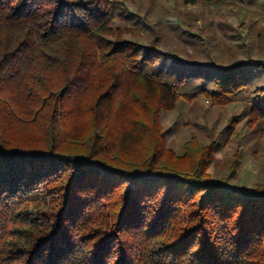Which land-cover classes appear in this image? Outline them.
<instances>
[{
	"label": "trees",
	"instance_id": "obj_1",
	"mask_svg": "<svg viewBox=\"0 0 264 264\" xmlns=\"http://www.w3.org/2000/svg\"><path fill=\"white\" fill-rule=\"evenodd\" d=\"M242 5L205 45L142 3L0 0V264H264V184L214 180L221 140L204 123L178 130L179 150L178 123L164 127L195 83L225 106L264 76V16ZM253 90L256 126L264 87Z\"/></svg>",
	"mask_w": 264,
	"mask_h": 264
},
{
	"label": "rangeland",
	"instance_id": "obj_2",
	"mask_svg": "<svg viewBox=\"0 0 264 264\" xmlns=\"http://www.w3.org/2000/svg\"><path fill=\"white\" fill-rule=\"evenodd\" d=\"M128 1L131 3H142L145 6H150L153 11L159 14L161 13L156 19L160 22L161 20L164 21L165 18L168 19V17L173 16L171 21H177L179 18L181 21L189 23V25H191V36L195 38L200 35V39L205 45L208 41H211L209 40L210 37H214L213 34L220 36V32H218L217 25L215 24L220 20L225 21V14L232 15L228 13L231 7L243 4V7L239 8L241 11H252L254 15L259 18H261V15L264 16V3H253V0H218L219 4L224 3V5H227L229 8L224 13L220 12V7L216 9L214 6L185 8L182 4V0ZM182 11L183 15L179 16ZM261 22V24H264V20H261ZM164 26L162 25L161 30L165 36L164 40L170 45L167 47L177 48L179 56L184 57L181 47L178 44L175 45L180 39L171 32L170 27L167 28ZM198 30H201V32ZM239 40L241 41V39ZM248 41L252 42V40ZM242 53L243 51L241 50L236 54L237 58L242 56ZM206 54L208 56H216V59L224 65H227L228 61L231 59L229 52H221L220 54L214 55V53L207 51ZM259 60L264 61V58L258 59L257 62ZM179 70L182 71V73L179 72L178 75H190L193 78L201 74L196 67L187 65H183L178 71ZM252 74H255V72ZM262 75L263 73H261V75L259 73L256 74V79L251 76L250 86L252 88H248L245 93L238 95L232 102L225 106H213L211 101L203 97L200 85L197 83L185 89L183 93L190 99L183 98V101L177 106L176 111L164 118V123L166 124V126H164L165 129L168 128L174 120L178 123L179 127L172 130L169 144L176 150H179L182 143L186 140L183 139L184 137L180 138L178 136V130H184L190 137L199 130L193 123L198 121L202 122L208 129L211 128V132H213L214 136H219L221 140L215 152L214 166L211 169L214 180L227 177L229 185L240 186L245 189H252L258 184H264V118L259 125L253 126L249 124L251 117L249 114L250 110L253 105L255 106V104L259 103L258 100L253 98L255 93L253 89L264 87V76ZM180 123L183 124V127H181ZM186 139H188V137ZM235 162L236 169L231 170L230 166Z\"/></svg>",
	"mask_w": 264,
	"mask_h": 264
}]
</instances>
